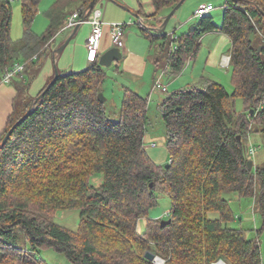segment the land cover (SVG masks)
<instances>
[{
    "label": "trees",
    "instance_id": "trees-1",
    "mask_svg": "<svg viewBox=\"0 0 264 264\" xmlns=\"http://www.w3.org/2000/svg\"><path fill=\"white\" fill-rule=\"evenodd\" d=\"M92 1L55 0L46 12L48 28L37 34L32 25L40 0H22L25 33L15 41L11 2L0 0V83L16 63H25L20 80L11 83L19 94L27 91L37 75L31 68H41L70 13L88 18ZM151 1L155 11L146 18L162 24L160 16L181 0ZM224 6L221 27L204 15L185 34L175 33L176 39L143 24L157 46L158 65L164 59L165 72L173 76L196 58L203 34L220 30L232 42V93L204 79L163 99L169 167L157 165L145 149L147 97L124 86L119 118L109 115L107 100L99 99L108 78L99 59L84 70L60 72L34 104L53 78L15 105L0 136V264H47L37 255L49 248L72 264H155L147 251L166 264H263L258 236L248 238L230 226L237 213L227 195L255 197L263 219L257 232L264 231V165L250 169L245 151L251 133L264 141V0H226ZM239 98L245 105L240 113ZM97 175L103 176L98 186L91 181ZM159 191L171 199V222L148 219L140 233L139 220L158 204ZM72 209L81 214L77 231L54 221L58 211Z\"/></svg>",
    "mask_w": 264,
    "mask_h": 264
},
{
    "label": "rangeland",
    "instance_id": "rangeland-1",
    "mask_svg": "<svg viewBox=\"0 0 264 264\" xmlns=\"http://www.w3.org/2000/svg\"><path fill=\"white\" fill-rule=\"evenodd\" d=\"M9 1L11 2L13 8L11 35H12V39L17 41L22 39L25 33L24 24H23V15H22V0H9ZM203 1L210 2L214 6V10L209 12L207 15L213 17L215 25L221 27L223 25V17L225 12L224 5L226 3V0H186L181 6V8L171 19L165 33H168L171 30H173V28H175L178 35L185 34L186 32H188L191 24L199 23V17H196L194 13L195 10L198 8L199 4ZM54 2L55 0H40L37 13L35 15L34 22L32 25L33 30L37 34L44 33L48 28L49 19L46 12L52 7ZM98 5L97 7L101 9L100 2H98ZM192 16L193 18L190 20V22H187ZM183 22H185V24H183ZM131 27L133 26L128 25L127 28H131ZM142 32L144 33L145 31H139V34H142ZM214 36L215 35H207L206 39H204L202 48H200L198 55L192 62V64L194 65L196 59H198L197 68L195 69L194 74L196 76L198 74L201 75L204 71V68H206L207 69L206 71L214 72L213 77L216 79V81L221 82L227 88V90L232 93L234 90V86L232 84V69L230 66L228 68L226 66H224V68L222 67L212 68L209 66H204L205 60L208 56L207 48L214 43L213 42L215 40ZM62 46L63 45H59L56 48L60 49ZM156 48L157 46L154 48L153 53L158 51ZM230 51H231V44L228 45V48L226 49V53H230ZM165 65H166L165 60L161 59L160 67L155 69L157 70V74H158L157 76L159 75L162 76V83L167 87L168 91L163 92L160 89L155 88L152 93L148 91L142 94L144 97H147L149 99V106H148L149 120L147 124V133L145 137V149L149 154V156L152 158V160L157 165L163 167L170 162V157L167 148L168 132L163 119V111H162L161 103L163 99L168 94L172 93V91L178 86V82L176 81L177 78L183 76L182 81L184 80L191 82L193 80L192 78L194 75L191 73L193 68L190 67L187 69L186 67L187 69V71H185L186 73L183 72L178 76H173L168 72H165ZM40 66H41V62H40ZM150 68H151L150 70L152 71H150V73L149 72L147 73L148 86H151V84L153 83L152 73L154 67L151 66ZM39 69H40L39 66L38 67L34 66L31 68V73L37 74ZM104 69L108 76L107 80L103 85V93L107 98V110L112 119H118L123 104L124 89L122 88H123V84L127 83L126 81L128 80V77H124L122 74L118 73L116 65H113L111 67H104ZM76 71H81V70H75L71 72H76ZM63 72L64 71H62V73ZM14 80H20V78H18L17 76ZM199 80L200 78L195 82H191V84H195ZM133 87L136 86L133 84ZM27 98H29V91L25 90L21 92L15 103L16 108L21 107L22 103ZM236 109L237 112L239 113L245 111V105L241 98L236 100ZM252 147H254L255 149L254 153H252L251 151ZM245 151L248 154V156L251 157V160L254 161L255 167L264 165V141L260 133L258 132L251 133L248 141L245 143ZM91 181L93 184L98 186L102 183L103 176L102 175L94 176L91 179ZM158 195H159L158 204L153 208H151L149 215L147 217H143L139 220L138 231L140 233L146 231V228L148 226V219H160L162 221H167L170 218L172 202L168 193L164 191L163 192L159 191ZM227 197L230 198V205L233 208V210L237 213V219L232 221L230 223V226L243 230L248 238H255L258 236L261 244L262 260L264 264V231H259V233L257 232L258 229L262 227L263 219H262V215L258 211L256 198L253 197V198L240 199L237 196H231V195H227ZM209 216H211V218H216L218 217V214H216L215 212H211L209 213ZM54 221L55 223L67 229L77 231L79 229L81 222L80 210L79 209L60 210L55 215ZM17 233L20 239L19 245L25 247L26 244L24 242V237H22L23 234L22 230L19 228L17 230ZM37 256L39 259H44V261L47 264H72L65 257L64 254L56 252L54 249L51 248L41 251V253L38 254ZM159 258L163 261V264H166V259L164 257L161 256ZM154 263L159 264L155 260Z\"/></svg>",
    "mask_w": 264,
    "mask_h": 264
},
{
    "label": "crops",
    "instance_id": "crops-1",
    "mask_svg": "<svg viewBox=\"0 0 264 264\" xmlns=\"http://www.w3.org/2000/svg\"><path fill=\"white\" fill-rule=\"evenodd\" d=\"M100 2L102 9V20L104 24V36L100 46V56L105 53L110 48L114 47L111 37V24L112 23H127L133 27L126 29V47L123 50V58L119 61H116L112 64L116 65L118 73L122 74L124 77H128L127 83L123 84L128 86L133 90L137 91L139 94L150 91L151 93L155 89L156 79L160 77L157 76L158 65V51L153 53V50L156 46L152 45L150 39L146 33L142 32L139 34V31H144L143 24H148V28L151 29L152 33H157V29L160 28L161 23H158L156 19L148 21L146 16L154 13V6L151 0H97V4ZM200 4H211L210 2L203 1ZM199 4V5H200ZM99 6V5H98ZM77 10H74L70 15ZM196 11V10H195ZM170 12V11H169ZM168 10L165 11L162 16H166ZM69 15V16H70ZM195 15V13H194ZM193 16L187 21L190 20ZM185 24V22H183ZM181 24V25H183ZM150 26V27H149ZM192 24L190 25V27ZM75 27L65 26L49 44L48 54L42 58L41 68L39 69L34 81L30 85L29 97H35L45 85L53 78L55 75L56 66L59 69V72L69 73L75 70H84L90 66L88 61V50H87V40L91 32V26L88 22L81 24L78 29L75 31ZM128 27V26H127ZM189 27V28H190ZM168 33H177L176 29L173 28ZM145 35V36H144ZM207 35H215L214 43L210 45L208 50V56L205 60L204 66L209 67H222L224 68L223 59L225 55H230L226 53L228 45L232 42L228 35L221 32L220 30L211 31L203 34L201 37V47L203 46V41L206 39ZM70 38L69 43L65 46L64 50L60 53L57 52L59 45H64L65 42ZM60 43V44H59ZM59 44V45H58ZM58 45V46H57ZM157 49V48H156ZM158 50V49H157ZM194 59H192L188 65L187 69L192 67V74H194L195 69L197 68L198 59H196L194 65L192 64ZM153 68L152 78L153 83L151 86H148V76L147 73L150 70V67ZM111 67V66H110ZM156 68V69H155ZM228 68V67H227ZM185 68V71H187ZM204 71L201 75H193V80L191 82L197 81L199 78L200 82L204 79L215 80L213 77L214 72ZM182 72V73H183ZM209 72V73H208ZM186 73V72H185ZM182 77L176 79L178 86L172 91L181 90L188 86H191V82L182 81ZM189 82V83H188ZM196 82V83H198ZM175 83V82H174ZM173 83V84H174ZM195 83V84H196ZM133 84L136 87H133ZM152 89V90H151ZM31 93V94H30ZM150 93V94H151ZM19 96L17 86L14 83H0V136L4 132L5 128L8 125L11 114L14 110L15 103ZM143 96V95H142Z\"/></svg>",
    "mask_w": 264,
    "mask_h": 264
},
{
    "label": "built area",
    "instance_id": "built-area-1",
    "mask_svg": "<svg viewBox=\"0 0 264 264\" xmlns=\"http://www.w3.org/2000/svg\"><path fill=\"white\" fill-rule=\"evenodd\" d=\"M214 10V6L212 4H200L195 11L196 17H202L207 15L209 12ZM89 17L87 18V22L91 26V32L87 40V50H88V61L93 63L100 58V46L104 36V22L102 20V10L95 6L89 13ZM81 21V15L78 11L72 13L68 19L65 26L75 27ZM127 23H112L111 24V37L112 43L114 46L119 47L124 50L126 47V29ZM175 33H171L173 38L176 39ZM177 46H174V50H176ZM231 55H225L223 59V64L226 67L230 66ZM25 63L18 62L14 66V68L5 74L3 82L11 83L12 80L21 74L25 70ZM155 88L160 89L163 92H167L168 89L162 83V76H160L156 83ZM252 153H254L255 149L252 147ZM158 257V256H157ZM157 261L159 264H163V261L158 257ZM215 264H227L224 260H219Z\"/></svg>",
    "mask_w": 264,
    "mask_h": 264
},
{
    "label": "water",
    "instance_id": "water-1",
    "mask_svg": "<svg viewBox=\"0 0 264 264\" xmlns=\"http://www.w3.org/2000/svg\"><path fill=\"white\" fill-rule=\"evenodd\" d=\"M186 0H181L166 16H163L162 19H163V22L160 26L159 29H157V32L158 33H165L166 30H167V27L171 21V19L173 18V16L177 13V11L181 8V6L183 5V3L185 2ZM97 4V0H93L90 4V11L96 6ZM87 16H83L81 18V21L80 23L77 25L75 31L78 29V27L87 22ZM176 26V25H175ZM70 41V38L65 42V44L57 50L58 53L62 52L65 48V46L69 43ZM259 50H261V47L259 48ZM123 58V50L120 49L119 47H112L110 48L109 50H107L105 53L101 54L100 58H99V62H100V65L103 66V67H110L112 66V64L116 61H119ZM60 77V72H59V69L58 67L56 66V69H55V76L53 78V80L50 82L49 86L45 89V91L39 96V97H36L33 101L32 104H34L35 102H37L40 98H42L47 92L48 90L50 89V87L55 83V81ZM99 99L101 102H105L107 100V98L105 97L104 93L101 92L99 94ZM32 110V106L30 107L28 113L26 115H28ZM23 119V118H22ZM21 119V120H22ZM21 120L17 121L14 126L7 132V134L5 135V137L3 138V141H2V145H5L6 142L8 141L9 137L11 136L12 132L14 131V129L17 127V125L21 122ZM240 138V136H239ZM170 163L166 165V167H169ZM248 165H249V168L250 169H253L255 164H254V161L253 160H249L248 162ZM171 220H167V221H163V225H165V223H170ZM145 257L151 261H154V260H157L158 257L151 251H147L146 254H145Z\"/></svg>",
    "mask_w": 264,
    "mask_h": 264
}]
</instances>
